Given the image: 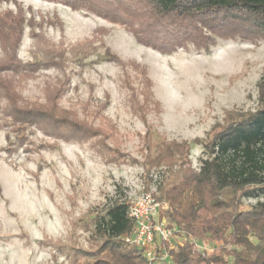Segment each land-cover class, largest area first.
Listing matches in <instances>:
<instances>
[{"label": "rangeland", "instance_id": "1", "mask_svg": "<svg viewBox=\"0 0 264 264\" xmlns=\"http://www.w3.org/2000/svg\"><path fill=\"white\" fill-rule=\"evenodd\" d=\"M14 1L35 16L33 26L25 22L17 60L29 65L46 50L59 52L48 67L11 74L16 104L66 115L84 130L22 121L0 95V264H70L75 249L95 247L96 215L184 169L197 171L209 155L202 143L259 108L264 37L213 34L208 50L188 42L163 53L88 7ZM7 9L16 4L0 2ZM241 201H264V190ZM165 210L158 217L170 223ZM182 240L174 234L171 246ZM218 244L196 240L201 250Z\"/></svg>", "mask_w": 264, "mask_h": 264}, {"label": "trees", "instance_id": "2", "mask_svg": "<svg viewBox=\"0 0 264 264\" xmlns=\"http://www.w3.org/2000/svg\"><path fill=\"white\" fill-rule=\"evenodd\" d=\"M3 1L8 0H0ZM11 1L16 4L15 11H0V95L8 99V110L22 116V121L45 119L82 132L79 122L66 115L16 104L12 75L23 76L48 67L59 52L46 50L45 57L29 65L17 60L25 22L33 26L35 16L32 13L26 18L21 6ZM48 1L72 8L88 7L105 18L123 22L135 31L140 43L163 53L188 42L208 50L213 34L240 35L251 40L264 37V0ZM32 35L42 39L44 45L49 44L42 33ZM258 85L259 108L235 116L202 143L209 155L200 161L198 170L184 169L158 186L156 198L170 203L164 211L168 226L183 236L172 246L167 242L157 246L158 253L164 249L168 255L159 264H264V201L248 206L241 201L244 196H258L264 190L260 174L264 169V72ZM127 209V203L116 201L96 215L91 232L97 239L95 247L75 249L70 264H150L140 249L123 238L134 227ZM205 238L219 244L210 251L201 250L196 240Z\"/></svg>", "mask_w": 264, "mask_h": 264}, {"label": "built area", "instance_id": "3", "mask_svg": "<svg viewBox=\"0 0 264 264\" xmlns=\"http://www.w3.org/2000/svg\"><path fill=\"white\" fill-rule=\"evenodd\" d=\"M160 180L148 190L125 201L127 214L133 220L134 227L124 240L141 250L150 264H159L168 259L164 249L158 253L157 246L167 242L171 246L175 228L169 227L164 219H160V210L167 208V203L156 198ZM123 202V201H121Z\"/></svg>", "mask_w": 264, "mask_h": 264}]
</instances>
